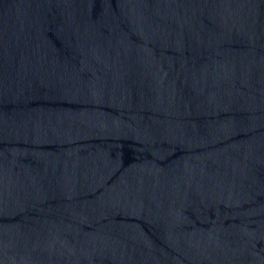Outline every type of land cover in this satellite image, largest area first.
Wrapping results in <instances>:
<instances>
[{"label": "water", "instance_id": "water-1", "mask_svg": "<svg viewBox=\"0 0 264 264\" xmlns=\"http://www.w3.org/2000/svg\"><path fill=\"white\" fill-rule=\"evenodd\" d=\"M0 264H264V0H0Z\"/></svg>", "mask_w": 264, "mask_h": 264}]
</instances>
